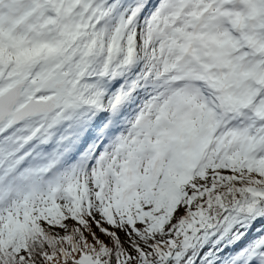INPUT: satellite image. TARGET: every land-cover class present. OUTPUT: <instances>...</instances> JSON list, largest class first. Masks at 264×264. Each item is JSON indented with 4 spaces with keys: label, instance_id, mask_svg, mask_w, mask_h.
<instances>
[{
    "label": "snow or ice",
    "instance_id": "6c2138e0",
    "mask_svg": "<svg viewBox=\"0 0 264 264\" xmlns=\"http://www.w3.org/2000/svg\"><path fill=\"white\" fill-rule=\"evenodd\" d=\"M197 42L214 91L153 120ZM0 264H264V0H0Z\"/></svg>",
    "mask_w": 264,
    "mask_h": 264
},
{
    "label": "rangeland",
    "instance_id": "374dc122",
    "mask_svg": "<svg viewBox=\"0 0 264 264\" xmlns=\"http://www.w3.org/2000/svg\"><path fill=\"white\" fill-rule=\"evenodd\" d=\"M203 50H204V51L202 52V54H201V56H200V58H202V59L205 58V52L210 50V46H208L207 49L204 48ZM209 59H210V58H208V60H205V63L208 62ZM179 115H181V114L179 113V114H177L176 116H179ZM167 119H168V120H171L170 118H167Z\"/></svg>",
    "mask_w": 264,
    "mask_h": 264
}]
</instances>
